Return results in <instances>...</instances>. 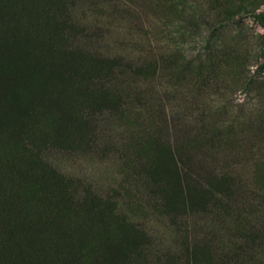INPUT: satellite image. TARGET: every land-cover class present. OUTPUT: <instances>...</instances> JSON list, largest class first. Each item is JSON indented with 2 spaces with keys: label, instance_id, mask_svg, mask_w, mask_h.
<instances>
[{
  "label": "rangeland",
  "instance_id": "374dc122",
  "mask_svg": "<svg viewBox=\"0 0 264 264\" xmlns=\"http://www.w3.org/2000/svg\"><path fill=\"white\" fill-rule=\"evenodd\" d=\"M52 11L74 68L0 70V264H264V0Z\"/></svg>",
  "mask_w": 264,
  "mask_h": 264
},
{
  "label": "trees",
  "instance_id": "16d2710c",
  "mask_svg": "<svg viewBox=\"0 0 264 264\" xmlns=\"http://www.w3.org/2000/svg\"><path fill=\"white\" fill-rule=\"evenodd\" d=\"M55 2L56 0H0L1 73L18 64V62L16 63L18 60L15 57L12 59L10 54L23 52L22 44L25 45V42L30 39L36 42L40 39L45 42L41 49L27 48V51L32 54V58L28 54L27 56L22 55L25 65H22V68L31 67L29 77L37 76L41 72L51 75L56 70L60 72V69L67 71L74 68V59L71 55L76 53V50L72 49V44L65 42L66 30L62 26L61 20L52 11ZM253 15L264 25L262 14L253 13ZM221 47L223 46L221 45ZM221 47L218 51L221 50ZM19 62H21L20 58ZM50 67L54 69H49ZM58 67L59 69H57ZM124 220L127 221L126 218ZM134 228L141 236L146 235L138 225H134ZM122 244L128 245L125 241Z\"/></svg>",
  "mask_w": 264,
  "mask_h": 264
}]
</instances>
